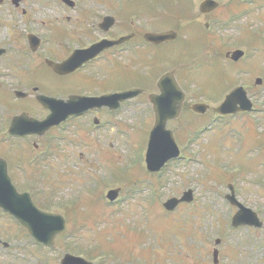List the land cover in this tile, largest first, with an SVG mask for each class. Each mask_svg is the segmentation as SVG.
<instances>
[{"label": "rangeland", "instance_id": "1", "mask_svg": "<svg viewBox=\"0 0 264 264\" xmlns=\"http://www.w3.org/2000/svg\"><path fill=\"white\" fill-rule=\"evenodd\" d=\"M187 1L164 0L162 3L171 6L174 18L185 10ZM34 5L40 3L34 2ZM48 15L51 13L38 12L40 19ZM13 24L17 36L24 32V24L17 21ZM198 38L199 33L195 32L184 43L160 48L152 73L165 63L185 61L187 48L200 47V43L194 45ZM218 38L228 51L243 49L247 59L234 67L221 59H211L208 54V66L201 60L196 70L189 71L197 75L191 76L194 83L178 78L182 87L185 85L187 103L202 101L216 106L229 89L244 85L256 112L213 123L215 115L195 116L185 107L176 121L168 123L181 149L180 159L170 161L160 174L148 173L143 160L147 135L154 121L151 106L144 96L124 102L111 116L98 113L103 124L100 131L88 130L85 134L74 123L55 132L61 137L60 141L51 133L49 139L41 140L51 144V137L60 151L35 153L29 138L25 141V154L5 156L3 146L8 147L11 141L4 142L0 136V156L9 161L19 158L9 163L10 176L18 189L28 191L41 209L66 218L65 231L56 237L55 246L43 249L34 244L26 229L0 210V264H60L66 252L80 254L94 264H213L214 248L219 253L217 264H264V173L261 171L264 167V0L239 14L233 26L222 31ZM19 45L16 42L17 50ZM251 60L253 62L247 64ZM254 61H259L261 66L258 64L256 69H251L249 66H255ZM189 65L187 63L185 68ZM28 66H31L29 61ZM173 66L175 64L165 69ZM231 71L232 77L227 80L233 83L221 96H202L199 85L209 92L219 82L221 74ZM256 77L263 80L261 86L254 85ZM34 80L48 96H59L75 89L80 82H90L89 78L84 81L78 75L58 78L42 67L34 71ZM123 80L119 85L122 86ZM144 83L151 84L150 81ZM22 105L35 110L29 101ZM6 110L0 101V119L5 122L11 116ZM218 122L219 126L222 124L219 131V126L215 127ZM261 133L263 138L259 136ZM236 134L248 137L242 140L239 151L230 153L235 141L230 143L227 138H236ZM90 139L97 143L94 148L87 142ZM219 149L221 157L215 158ZM207 163L212 169L207 168ZM245 163L247 168L243 169L241 164ZM257 167L261 174L257 173ZM232 180H236V187L233 186L236 199L244 207L253 209L263 221L259 229L230 227V218L237 209L224 196L229 192L228 183L234 185ZM117 186L120 187L119 197L110 203L104 198L106 192ZM186 189L193 190V203L182 204L172 213L166 212L163 202L171 196H181ZM152 192L155 193L153 200L148 201L147 195ZM146 212L148 215L144 217ZM146 224L151 231L145 228ZM142 226L148 234L142 232ZM216 238L221 240L217 246ZM3 242L8 246L4 247Z\"/></svg>", "mask_w": 264, "mask_h": 264}, {"label": "flooded vegetation", "instance_id": "2", "mask_svg": "<svg viewBox=\"0 0 264 264\" xmlns=\"http://www.w3.org/2000/svg\"><path fill=\"white\" fill-rule=\"evenodd\" d=\"M157 1L159 4L156 3ZM157 1L0 0V101L7 107L6 111L11 113L6 122L0 119L2 140L11 141L8 147L3 144L2 150L5 156L25 154V141L29 138L32 139L35 153L60 151L57 148V142L51 137V144L41 141L43 138L49 139L50 133L55 134V130L60 126L50 127L40 134H10L8 132L11 119L18 114H24L37 121L49 114L50 110L45 109L36 100L38 93L46 95L39 82L34 80V71L37 67L44 68L58 78L68 79L75 75L80 76L84 81L89 78V84L80 82L75 89H72L74 91L72 93L99 96L103 93L138 87L142 89L139 95L145 96L147 88L144 82H156L158 77L172 69L171 67L165 69L168 64L165 63L155 74L152 73L155 67L153 61L157 58L160 48L177 42L184 43L198 32L199 38L194 45L200 43V47L187 48L186 53L188 52V58L205 61L208 53L207 45L210 42L218 46L219 33L222 28H228L236 7L240 5L244 8L251 2L250 0H225L221 5L218 3L217 9L211 10L202 8L201 4L204 0H188L185 10L173 18L171 6L167 7L162 3L164 0ZM34 2L40 5L35 6ZM39 11H47L51 15L46 16V19H40ZM14 15L17 16L14 17ZM164 20L171 22L167 24ZM14 21L26 26L24 32L18 36L14 32ZM103 21L106 23L101 25ZM167 31L173 32L174 37L164 43H157L148 38L149 34ZM120 39H122L120 43L111 44ZM101 40H104L107 46L99 52V55L68 75L55 74L48 64V60L61 62L75 49L88 48ZM16 42L20 44L19 50H17ZM108 44L111 45L108 46ZM194 52L195 55L192 56ZM18 53L19 58H17ZM168 58L170 59L171 56ZM27 61L31 66L26 67ZM205 66H207L206 63ZM177 70L178 68L175 70L177 77L187 74L183 72L184 75ZM122 80L121 86L118 82ZM106 82L109 84L107 89L104 88ZM17 91H23L24 96L17 94ZM69 92H62L57 97L66 98ZM27 101L35 106V110L22 105ZM104 109L109 112L107 108ZM92 112H98V110ZM92 112L82 114L85 118L83 123L76 121L74 119L76 117H71L64 125L75 122L78 129L86 130V132L89 130L94 133L99 128L101 130L103 125ZM57 138L61 140V137L57 136ZM92 141L90 139L87 142L94 148L97 143ZM14 159L6 160L8 169H10L9 163H12ZM16 159L19 160L18 157Z\"/></svg>", "mask_w": 264, "mask_h": 264}, {"label": "water", "instance_id": "3", "mask_svg": "<svg viewBox=\"0 0 264 264\" xmlns=\"http://www.w3.org/2000/svg\"><path fill=\"white\" fill-rule=\"evenodd\" d=\"M96 46H91L88 50L75 51L69 60L61 64H52L54 70L58 73H67L70 70L79 67L84 61H87L97 53L99 49ZM242 55V51H235L232 58L237 60ZM160 95H150L149 100L153 105L154 115L156 116L153 129L149 134L147 153L145 156L147 170L159 171L168 160L177 157L179 149L176 146L175 139L170 129H166V122L169 118L177 117L181 108V103L184 99V93L181 91L178 83L175 82L171 73L166 74L158 81ZM136 91H125L124 93H115L113 95H103L100 98H85L83 96H70L68 101L57 100L53 98H45L41 95L37 97L42 104L51 110V114L37 125H41V130H44L50 125H56L71 114H81L82 111L94 106L100 107L107 105L111 109L117 108L119 102L124 99L135 96ZM240 103L241 109H250L251 104L247 101L245 91L238 88L233 90L226 96L217 111L220 113L232 112L235 109V104ZM206 106L195 105V111H204ZM19 117L14 119L10 127V132H15ZM32 121V120H31ZM35 126L34 121L28 123ZM34 131L37 129L31 128ZM117 195V191H109L108 198L113 199ZM230 202L238 207L237 213L232 218L233 225L250 224L259 226L261 224L256 215L251 209L244 208L234 199V193L227 196ZM192 200V191L188 190L183 193L180 199L172 197L164 203L167 210H172L182 201L190 202ZM0 208L8 214H12L29 232V234L38 242L48 246L54 245L55 235L62 232L65 228V220L58 214H51L45 211H40L29 197L28 193L18 194L12 186L10 177L7 176V167L2 159H0ZM217 257L216 251L214 252ZM61 264H91L80 257H74L68 253L61 259Z\"/></svg>", "mask_w": 264, "mask_h": 264}]
</instances>
